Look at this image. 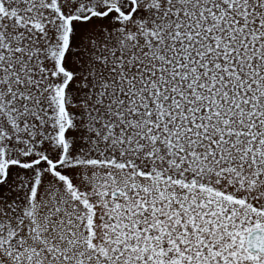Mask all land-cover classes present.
Wrapping results in <instances>:
<instances>
[{"label": "snow or ice", "instance_id": "obj_1", "mask_svg": "<svg viewBox=\"0 0 264 264\" xmlns=\"http://www.w3.org/2000/svg\"><path fill=\"white\" fill-rule=\"evenodd\" d=\"M0 264H264V0H0Z\"/></svg>", "mask_w": 264, "mask_h": 264}]
</instances>
